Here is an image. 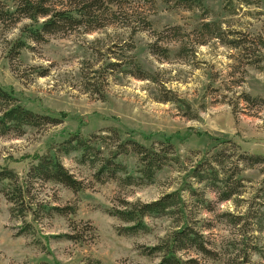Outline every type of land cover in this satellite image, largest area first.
<instances>
[{
  "label": "rangeland",
  "instance_id": "374dc122",
  "mask_svg": "<svg viewBox=\"0 0 264 264\" xmlns=\"http://www.w3.org/2000/svg\"><path fill=\"white\" fill-rule=\"evenodd\" d=\"M0 2L13 7L12 0ZM139 5L147 11L153 31L162 35L139 33L134 37L135 50L127 55L135 58L153 81L133 78L129 61L120 68L123 74L117 70L104 74V101L84 94L81 71L86 73L90 66L102 70L115 63L106 51L105 35L110 34L116 42L118 36L128 41L127 32L112 28L92 35L57 36L47 44L28 43L29 48L13 66L0 43V86L13 93L24 108L62 120L56 127L26 128L20 138L0 137V170L8 168L23 178L34 158L54 153L72 134L79 132L87 138L107 129H117L123 139L132 138L146 147L153 141L170 139L181 167L175 164L165 168L152 185L121 190L114 183H92V171L77 163L78 155L63 158L64 166L91 186L73 193L60 185L38 182L31 196L36 197L33 201L38 205L77 210L68 216L30 211L25 218L14 217L12 205L3 195L7 184L0 183V264H158L159 259L142 251L170 233L180 215L149 218L145 221L146 233L121 236L117 229L123 224L109 211L118 204V198L149 203L176 191L186 203L183 214L198 221V227L203 226L202 220L206 221L204 225L210 224L213 229L207 232L208 238L219 248L224 250L229 240H241L239 236L244 234L247 238L259 237L258 245L264 251V231H256L262 200L254 199L264 175L258 169L242 171V191L246 194L239 207L236 203L218 204L215 214L202 215L197 200L188 195L194 181L187 161L197 159L195 153L205 154L228 142L242 153L264 156V110L244 101V95L264 98V51L256 67L217 39H209L204 46L197 42L204 22L219 23L226 40L243 41L247 36L264 40V0H228L227 4L224 0H204L203 9L193 11L162 3L153 9L144 2ZM176 26L190 35L191 42H183V46L187 44L185 53H180L182 41H175L168 44L167 60L154 55L151 47L158 41L159 47L167 45V29ZM20 27L9 34V39L22 37ZM40 73L46 76L40 77ZM168 97H175L176 102H162ZM126 163L134 168L133 159ZM208 198L215 201L211 193ZM225 213L247 217L235 227L221 217ZM63 235H74L78 242L68 241ZM252 261L264 264V256H254ZM200 262L220 264L202 258Z\"/></svg>",
  "mask_w": 264,
  "mask_h": 264
},
{
  "label": "trees",
  "instance_id": "16d2710c",
  "mask_svg": "<svg viewBox=\"0 0 264 264\" xmlns=\"http://www.w3.org/2000/svg\"><path fill=\"white\" fill-rule=\"evenodd\" d=\"M142 2L149 4L152 9L157 3H162L172 6L173 9L193 11L202 10L204 0H12V9L0 2V43L4 46L7 59L13 66L19 61L22 52L29 48L28 43L47 44L50 38L57 36L66 37L76 33L92 35L112 28L127 32L129 42L120 39L119 36L116 42L112 40L110 34L105 35L107 45L104 47L107 48L109 56H113L116 60L115 63L108 64L102 70H95L90 66L86 73L84 69L81 71L84 94L104 101L106 98V87L103 86L104 74L115 70L123 74L120 68L129 61L128 66L134 72L133 78L153 81L150 75L142 70L136 59L127 55L135 50L134 37L139 33L152 32L153 36L162 35L153 31L147 11L139 5ZM227 2L228 0H224L225 4ZM19 27L22 37L17 40L9 39V34ZM167 31L170 34L166 37L167 45L159 47L158 42L161 41H158L151 47L154 55L166 60L170 55L169 43L182 41L180 52L182 53L187 49V44L183 46V42L186 40L191 42L190 35H186L179 26ZM209 39H217L230 46L238 57L249 58L251 66L259 67L263 59L264 40L261 37L247 36L243 41L239 38L226 40L219 23L204 22L197 36V42L200 46H204ZM117 52L121 55H117ZM39 76L45 77L46 74L40 73ZM173 98L162 99V102H176V98ZM244 101L258 104L259 108L264 110V98L244 95ZM186 108L190 109L189 105ZM61 123L62 120L57 117L40 115L24 108L13 93L0 86V137L20 138L24 136L26 128L56 127ZM73 154L79 156L77 159L79 165L86 166L92 171V183L102 186L114 183L121 190L152 185L158 173L165 168L175 164L181 167L176 147L167 138L153 141L149 147H146L132 138L123 139L117 129L103 130L87 138L79 132L74 133L59 145L54 153L34 158L25 177L20 178L8 168L0 170V183L7 184L3 195L12 205V216L25 218L30 211L35 213L47 211L59 216L76 213L77 210L71 207L60 208L41 203L38 205L33 201L36 197L31 196L34 184L38 182L43 185L48 183L60 185L73 193L87 190L91 185L79 180L63 164V158ZM195 154L197 159L187 160L191 167L190 178L194 181L192 184L196 186L195 189L192 185L188 188V195L197 200L201 206L199 214L202 215L205 212L215 214L218 204L236 203V207H239L241 197L246 194L242 191L244 188L242 171L258 169L264 175V156L242 153L239 147L231 142L205 154L201 152ZM128 159L134 160V168H129L126 163ZM209 193L214 195L215 201L208 198ZM254 199L262 200V211L258 210L261 218L256 223L259 228L256 231L262 232L264 231V180L259 190L255 192ZM116 201L118 204L109 211V215L123 224L117 229L121 236L146 233L148 227L145 221L149 218L180 215L175 228L170 233L157 245L142 251L145 256L159 259L158 264H200V258L220 264H253L254 256H264V251L258 245L259 237L254 235L251 239L242 234L239 236L241 240H229L224 250L219 248L208 238L207 232L213 229L210 224L204 225L206 221L202 220L203 226L198 227V221L189 219L183 214L186 203L178 191L165 194L149 203L130 202L124 198H118ZM221 217L238 227L247 216L244 214L235 217L231 213H225ZM73 230L75 232L76 228ZM62 237L71 242H78V237L74 235Z\"/></svg>",
  "mask_w": 264,
  "mask_h": 264
}]
</instances>
